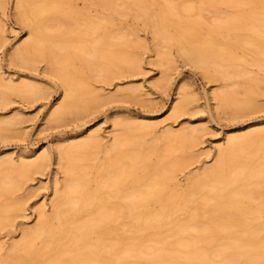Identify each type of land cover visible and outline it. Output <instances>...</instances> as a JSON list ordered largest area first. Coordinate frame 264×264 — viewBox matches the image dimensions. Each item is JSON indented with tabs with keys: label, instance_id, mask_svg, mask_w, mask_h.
I'll list each match as a JSON object with an SVG mask.
<instances>
[{
	"label": "bare ground",
	"instance_id": "6f19581e",
	"mask_svg": "<svg viewBox=\"0 0 264 264\" xmlns=\"http://www.w3.org/2000/svg\"><path fill=\"white\" fill-rule=\"evenodd\" d=\"M83 1L110 14L90 16L74 8L71 0H15L17 17L29 37L14 48L9 60L33 65L36 58H44L47 70L63 84L64 99L48 113L49 121L83 113L99 100L101 94L85 88L92 77L106 76L99 59L120 68L135 67L136 57L124 48L135 41H129L134 35L107 29L117 25L116 17L126 15L146 23L151 20L155 44L174 47L208 78L224 81L225 87L213 93L220 109L234 116L249 107L248 101L236 98L233 88L239 83L234 80L245 78L243 87L250 95L256 77L234 64L241 59L235 50L261 56L257 66L264 65V5L250 0H204L205 7L186 5L183 0ZM218 4L239 11L205 26L198 11L215 10ZM194 11L195 18L182 20L183 13ZM48 22L56 25L53 34L46 31ZM106 48L112 52L107 54ZM0 90V105L8 95L30 99L40 93L33 82L15 83L12 78H0ZM123 91L131 95L134 89ZM186 102L187 97H182L172 107L174 116ZM7 125L16 121L0 119V131ZM113 125L119 132L111 137L101 159L96 156L100 142L94 131L56 147L62 180L59 185L55 180L49 213L39 210L37 223L9 246L0 264H264V222H256L264 218V155L255 160L259 145L264 144V130L227 135L225 145L218 146L215 163L180 194L171 187L180 161L165 158L174 150L192 149L198 128H166L156 136L154 123L117 120ZM149 135L151 141L146 143ZM255 142L258 146L251 147ZM41 152L28 161L21 155L17 160L0 158V174L4 173L0 196L17 188L12 175L24 177L44 168L51 155L48 150ZM148 154L155 156L151 164ZM83 162L99 175L93 185L81 167ZM138 168L143 177L130 179ZM11 209L12 205L0 204V226L11 218ZM177 211L181 217L175 216ZM189 230L196 234L190 235ZM221 232L220 242L214 244L213 237Z\"/></svg>",
	"mask_w": 264,
	"mask_h": 264
},
{
	"label": "rangeland",
	"instance_id": "374dc122",
	"mask_svg": "<svg viewBox=\"0 0 264 264\" xmlns=\"http://www.w3.org/2000/svg\"><path fill=\"white\" fill-rule=\"evenodd\" d=\"M203 1L183 0V3L205 7ZM250 1L264 5V0ZM71 4L78 10H85L90 16L110 14L96 5L89 7L83 0H71ZM238 11V8L218 4L215 10L203 9L197 15L204 18L202 21L206 26L216 17ZM192 13H183L182 20H187L189 16L195 18L197 11ZM116 18L117 25L107 29H119L121 33L130 32L134 35L129 36V41L135 39L136 44L131 41L124 48L136 57L135 67L120 68L106 59H99L100 66L107 71L106 76L92 77L85 88L102 96L96 103L93 101L87 111L69 114L64 120L54 122L49 121L47 115L63 101V84L47 70L48 63L44 58H36L33 65L9 60L14 48L23 44L29 34L28 28L17 17L15 0H0V78L5 81L12 78L15 83L21 80L33 82L40 91L39 95L30 99L8 95V101L0 105V119L16 121V125H7L0 131V158L13 157L17 160L21 155L28 161L37 159L42 150H48L51 155V160L39 172L30 171L24 177L12 175L17 188L0 196V204L12 205L13 212L11 218L5 219L0 226V256L5 255L12 243L21 239L25 229L37 223V214L41 208L49 213V200L53 196L55 180L57 185L62 180V170L56 159V147L60 144L68 146L94 131L100 142L96 156L101 159L111 137L119 132L118 126L113 125L117 120L154 123L157 125L156 136L166 128L174 131L187 127L198 128V139L192 149L180 148L182 151L174 150L165 158L166 161H180L172 175L175 186L171 187L173 192L182 194L187 191L189 181L215 163L218 146L225 145L227 135H241L247 130H264V65L257 66V61L262 60L261 56L243 49L235 50L241 59L234 64L255 76L256 82L250 83L252 94L247 95L243 87L245 78H235L234 81L239 83L233 88L235 96L240 101H248L249 107L231 116L230 110L220 109L213 99V93L225 87L224 81L208 78L199 68L186 61L174 47L167 49L162 44H155L151 20L146 23L130 15ZM46 26L48 33L53 34V30H56L54 22H48ZM92 35L96 37L98 32ZM157 47H160V51ZM105 50L107 54L112 52L111 48ZM126 88L134 89L133 94H125L123 90ZM182 97H187V102L182 111L174 116L172 107ZM151 136L145 138L146 143L151 141ZM256 146L258 142L251 147ZM259 146L261 150L255 160L264 155V144ZM85 153L89 156V153ZM153 156L148 154V164L154 161ZM86 164L83 162L81 167L93 185L99 175L86 167ZM142 174V169L138 168L130 179H140ZM181 213L177 211L175 216L181 217ZM201 219L204 220L205 216L202 215ZM256 222H264V218ZM189 233L196 234L190 230ZM223 235L221 232L213 237V243H219ZM141 262L145 264V261Z\"/></svg>",
	"mask_w": 264,
	"mask_h": 264
}]
</instances>
